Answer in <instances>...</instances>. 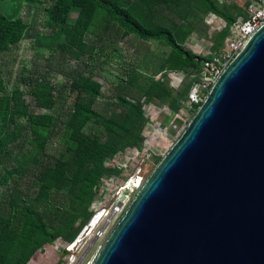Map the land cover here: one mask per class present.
Returning a JSON list of instances; mask_svg holds the SVG:
<instances>
[{"label":"trees","instance_id":"16d2710c","mask_svg":"<svg viewBox=\"0 0 264 264\" xmlns=\"http://www.w3.org/2000/svg\"><path fill=\"white\" fill-rule=\"evenodd\" d=\"M2 1L5 0H0V53L15 47L28 32L18 16L20 4L4 10ZM122 1L54 0L57 10L74 12L75 17L60 20L51 9L46 10L45 25L53 44L67 47L70 53L82 52L83 38L92 26L101 37L114 31L160 42L170 50L165 62L167 71L192 68V73L184 74L189 79L184 101L198 72V61L204 58L193 56L182 47L191 31L193 14H212L227 25L217 39L215 52L236 17L245 18L243 6L236 4L237 11H233L228 0H129L127 5ZM60 38L65 42L61 43ZM41 45L46 46L45 37L41 38ZM136 77L126 74L111 110L104 115L93 108L99 95L98 83L77 73L67 84H61V90L67 86L75 95L62 121V149L43 163L47 138L42 133L53 124V118L31 111L18 91L5 92L0 76V184L5 185L11 174L30 170H35L38 182L30 199L19 198L14 187L7 196H0V264H26L43 245L55 240L64 244L73 241L68 250L79 242L87 225L79 230L90 218L88 208L99 181L108 176L109 168L103 162L126 147L139 146L140 131L146 123L140 102L158 106L161 101L175 102L179 98H172L174 91L163 82L150 81L141 86ZM51 92L52 87L43 79L30 86L34 109L50 111L55 104ZM89 125L99 127L103 137L87 131ZM10 163L14 166L5 170Z\"/></svg>","mask_w":264,"mask_h":264},{"label":"water","instance_id":"95a60500","mask_svg":"<svg viewBox=\"0 0 264 264\" xmlns=\"http://www.w3.org/2000/svg\"><path fill=\"white\" fill-rule=\"evenodd\" d=\"M91 264H264V23L216 77Z\"/></svg>","mask_w":264,"mask_h":264},{"label":"rangeland","instance_id":"374dc122","mask_svg":"<svg viewBox=\"0 0 264 264\" xmlns=\"http://www.w3.org/2000/svg\"><path fill=\"white\" fill-rule=\"evenodd\" d=\"M128 1L122 2L127 5ZM228 2L232 5L231 10L237 11L236 4L243 1ZM1 3L4 10L11 8L12 4L19 3L18 16L28 28L27 37L7 52L0 53V76L5 92L18 91L31 111L46 113L53 118V124L42 133L47 138L41 160L43 163L55 158L62 149V121L70 111L75 93L67 86L61 90L60 85L67 84L77 73L100 85L93 108L103 115L111 110L113 100L119 95L120 86L124 84L127 73L136 75L137 84L141 86L150 81L163 82L174 91L172 98L179 97L175 98V102L161 101L158 106L140 102L146 123L140 131L139 146L126 147L103 162V166L109 168L108 176L99 181L97 192L88 208L89 217L98 211L108 212L111 208L122 209L123 214L138 190H133L136 181L140 178L142 184L149 176L196 111L189 110L183 99L189 84V79L184 77V74L188 71L192 73V68H186L184 72L167 71L165 62L170 50L162 43L114 31L101 37L94 26L83 38L85 47L82 52L70 53L67 47L58 48L53 44L50 29L45 25L46 10L51 9L60 20L73 19L74 12L63 13L57 10L54 0H5ZM189 26L191 31L183 40L182 47L197 57L216 53L217 39L227 25L216 16L194 13ZM42 37H45V47L41 45ZM60 42L65 40L60 38ZM41 79L52 87L51 96L55 104L50 111L34 109L29 94V87ZM86 130L103 137L101 129L95 125H89ZM12 149L13 153H16V147ZM13 166L10 163L5 170ZM34 175L35 170L11 174L5 185L0 184V196H7L14 187L19 198L26 196L30 199L38 188ZM128 181L131 187L125 189ZM121 198L127 200L126 205L118 203V199ZM122 214L117 213L113 215L114 217L109 214L99 222L100 225L98 224L95 230L101 229L104 232L99 239L94 241L82 235L70 252L63 249L65 245L63 242L55 240L43 245L26 264H67L68 257L73 258L72 264H91ZM86 224L82 225L79 232ZM61 251L64 252L63 255L60 254Z\"/></svg>","mask_w":264,"mask_h":264},{"label":"built area","instance_id":"2783aa9c","mask_svg":"<svg viewBox=\"0 0 264 264\" xmlns=\"http://www.w3.org/2000/svg\"><path fill=\"white\" fill-rule=\"evenodd\" d=\"M242 1L243 2L239 5L243 6L242 8L245 18L236 17L234 22L228 27L227 34L223 38L221 48L216 53L210 54L207 57L205 56L198 61V72L194 76L195 80L192 82L184 101L186 107L189 110H196L199 107V105L207 96L214 80L219 75V73L236 55L245 40L255 31L256 28L264 23V0ZM141 181L142 180L140 178L136 181V187L133 188V190H136L138 187H140ZM125 203L123 205H126ZM109 211H105L106 217L108 216ZM122 211L123 210L121 209L118 214H122ZM100 212L102 211L95 212L93 216ZM103 235L104 232L101 231V229H94L89 236V239L95 241ZM72 242L70 244H65L63 249L70 252L71 250L68 249ZM72 259V257H68L67 264H72L74 261Z\"/></svg>","mask_w":264,"mask_h":264},{"label":"bare ground","instance_id":"6f19581e","mask_svg":"<svg viewBox=\"0 0 264 264\" xmlns=\"http://www.w3.org/2000/svg\"><path fill=\"white\" fill-rule=\"evenodd\" d=\"M129 184H130V181H128L126 183V185L124 186V188L127 189L129 186L131 187V185H129ZM125 201H126V199H122V198L120 200L118 199V203L120 205H122L123 203H125ZM119 211H120L119 209H113V208H111L110 211H109V213H108V215L110 214L111 216H113V215L119 213ZM104 217H106L105 211L100 212L98 214H95V216L92 215V217L90 218V220H89V222L87 224L86 231H85L86 233L84 232L83 235H85L86 238L89 237L91 235V233L93 232V230L98 226L99 222H101Z\"/></svg>","mask_w":264,"mask_h":264},{"label":"crops","instance_id":"0c3cea01","mask_svg":"<svg viewBox=\"0 0 264 264\" xmlns=\"http://www.w3.org/2000/svg\"><path fill=\"white\" fill-rule=\"evenodd\" d=\"M209 16H213L212 14H208ZM167 78V77H166ZM145 105H149V104H145ZM151 105V104H150ZM144 106V105H143Z\"/></svg>","mask_w":264,"mask_h":264}]
</instances>
